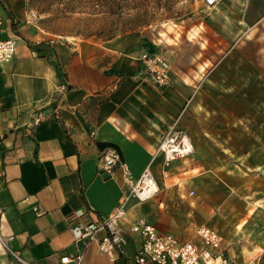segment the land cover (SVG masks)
Wrapping results in <instances>:
<instances>
[{
  "label": "crops",
  "instance_id": "crops-1",
  "mask_svg": "<svg viewBox=\"0 0 264 264\" xmlns=\"http://www.w3.org/2000/svg\"><path fill=\"white\" fill-rule=\"evenodd\" d=\"M24 5L0 0V40H16L12 58L0 61V232L9 248L30 264H61L77 254L81 264H138L119 252L110 261L95 241L74 242L70 231L73 223L108 216L119 200L120 168L112 175L98 169L110 148L134 179L149 165L159 188L127 203V254L140 242L128 231L137 218L199 247L201 227L221 235L211 225L227 202L210 199L216 173L203 166L208 150L191 128L199 76L178 68L170 41L147 29L107 40L56 38L29 23ZM143 51L169 61V85L156 87L145 76ZM169 129L182 130L199 150L173 160L163 179L157 148ZM220 237L219 249L240 264ZM0 264L22 263L0 245Z\"/></svg>",
  "mask_w": 264,
  "mask_h": 264
},
{
  "label": "rangeland",
  "instance_id": "rangeland-1",
  "mask_svg": "<svg viewBox=\"0 0 264 264\" xmlns=\"http://www.w3.org/2000/svg\"><path fill=\"white\" fill-rule=\"evenodd\" d=\"M24 6L29 23L56 38L107 40L147 29L170 41L178 68L199 76L191 128L208 150L203 166L216 173L210 199L227 202L211 226L235 261L264 264V0L213 6L204 0H25Z\"/></svg>",
  "mask_w": 264,
  "mask_h": 264
},
{
  "label": "built area",
  "instance_id": "built-area-1",
  "mask_svg": "<svg viewBox=\"0 0 264 264\" xmlns=\"http://www.w3.org/2000/svg\"><path fill=\"white\" fill-rule=\"evenodd\" d=\"M205 5L213 6L216 0H204ZM16 46L15 38L0 40V61H9ZM138 59L145 76L156 87H164L171 83V68L169 61L160 53L143 51ZM62 89L65 86L61 84ZM43 118L37 114L36 121ZM94 135V133H91ZM157 151L162 155L161 176L168 178L169 164L178 158L186 157L193 152V145L189 137L180 129H169L163 136ZM116 167L122 175L121 194L113 211L106 217L91 222H76L70 226L74 242L95 241L99 251L104 253L110 261L115 259V253L129 257L138 264H237L219 249L221 237L214 230L201 227L198 235L202 239V247L189 242L179 241L170 233L159 232L156 227L142 218H137L129 227L131 234H138L140 242L134 251L126 253L127 230L124 226L127 203L130 198L138 200L150 198L158 192V184L147 165L140 175L134 179L125 162L121 161L115 149L105 150L99 158L98 169L107 175H112ZM38 213V211H36ZM1 215V209H0ZM8 239L0 232V245L8 252L14 262L30 264L20 258L9 248ZM82 254L73 257H62L61 264H81ZM240 264H256L250 259Z\"/></svg>",
  "mask_w": 264,
  "mask_h": 264
}]
</instances>
